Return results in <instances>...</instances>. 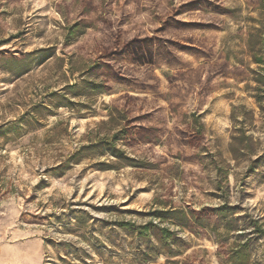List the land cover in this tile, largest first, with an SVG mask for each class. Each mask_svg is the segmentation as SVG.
<instances>
[{"label":"rangeland","instance_id":"1","mask_svg":"<svg viewBox=\"0 0 264 264\" xmlns=\"http://www.w3.org/2000/svg\"><path fill=\"white\" fill-rule=\"evenodd\" d=\"M255 58L264 0H0V264H264Z\"/></svg>","mask_w":264,"mask_h":264},{"label":"trees","instance_id":"2","mask_svg":"<svg viewBox=\"0 0 264 264\" xmlns=\"http://www.w3.org/2000/svg\"><path fill=\"white\" fill-rule=\"evenodd\" d=\"M255 63L259 66H264V63L262 61V59H257L255 58ZM264 70V67H263ZM257 79L255 80L257 87H256V95H255V101L256 104L258 105L261 113L264 112V73L262 74H258ZM172 111L174 112V108L172 109ZM233 119H235V115H233ZM199 116L198 115H194V122H195V132H194V136L192 139H195V137H204L203 133H204V128L202 125L199 124ZM174 135H178L177 139H180L182 137V134L176 129L175 130V134ZM240 136V137H239ZM250 142L251 139L249 136L246 135V127L241 126L240 129H238L237 127H235L234 132H232V137H231V144L229 146V153L232 157L237 158L238 154H242V155H246L251 153L250 152ZM125 160H128L130 162L133 163L132 159H129L127 157H125ZM151 226V225H150ZM149 225L145 226L143 229L144 231L148 230ZM161 233L167 234L169 233L167 230L162 229Z\"/></svg>","mask_w":264,"mask_h":264}]
</instances>
